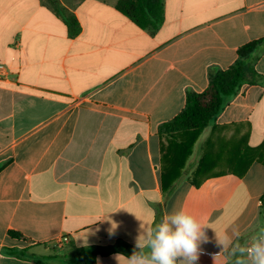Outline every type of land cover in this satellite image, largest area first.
<instances>
[{"label": "crops", "instance_id": "crops-1", "mask_svg": "<svg viewBox=\"0 0 264 264\" xmlns=\"http://www.w3.org/2000/svg\"><path fill=\"white\" fill-rule=\"evenodd\" d=\"M116 1L0 0V264H75L88 247L113 250L96 264H127L141 224L181 208L207 226L197 264H234L216 235L236 227L243 245L264 229V164L239 175L244 146L264 143V85L201 133L169 195L158 132L264 40V0H164L155 32ZM257 56L264 79V44Z\"/></svg>", "mask_w": 264, "mask_h": 264}, {"label": "trees", "instance_id": "trees-1", "mask_svg": "<svg viewBox=\"0 0 264 264\" xmlns=\"http://www.w3.org/2000/svg\"><path fill=\"white\" fill-rule=\"evenodd\" d=\"M116 9L127 16L141 29L150 32L157 31L164 23V0H117ZM72 34L79 31V26ZM264 44V40L251 42L239 48L236 62L227 70L210 73L208 88L203 93L188 92L186 105L183 111L173 120L159 128L162 143V187L163 192L169 195L173 185L184 170L193 147L201 133L215 122L244 86L264 85V79L256 70L257 53ZM254 161L264 164V143L258 147L245 145L242 150L241 162L244 166L239 175ZM203 164L197 168L195 174L200 176ZM199 186L198 183H195ZM14 239L22 237L20 233L9 232ZM11 255L25 257V250L8 249ZM113 250L88 247L75 253V264H96L97 257L108 256ZM55 257H34L36 264H46Z\"/></svg>", "mask_w": 264, "mask_h": 264}, {"label": "clouds", "instance_id": "clouds-1", "mask_svg": "<svg viewBox=\"0 0 264 264\" xmlns=\"http://www.w3.org/2000/svg\"><path fill=\"white\" fill-rule=\"evenodd\" d=\"M115 224H113L114 227ZM207 226L183 208L165 215L158 223L148 227L136 239V249L127 264H197L202 254L201 245L208 242ZM239 229L232 228L231 235H216L222 250L230 249L234 264H264V229L251 238L250 243L240 244ZM232 237H236V242ZM218 254L214 255V264ZM117 257L118 264H120Z\"/></svg>", "mask_w": 264, "mask_h": 264}, {"label": "built area", "instance_id": "built-area-1", "mask_svg": "<svg viewBox=\"0 0 264 264\" xmlns=\"http://www.w3.org/2000/svg\"><path fill=\"white\" fill-rule=\"evenodd\" d=\"M7 67L4 64H0V81L7 78Z\"/></svg>", "mask_w": 264, "mask_h": 264}, {"label": "rangeland", "instance_id": "rangeland-1", "mask_svg": "<svg viewBox=\"0 0 264 264\" xmlns=\"http://www.w3.org/2000/svg\"><path fill=\"white\" fill-rule=\"evenodd\" d=\"M117 2V1H116ZM75 253H72V255H74Z\"/></svg>", "mask_w": 264, "mask_h": 264}]
</instances>
